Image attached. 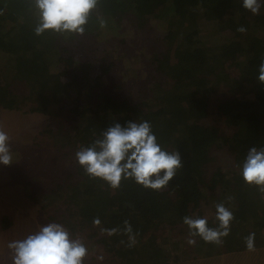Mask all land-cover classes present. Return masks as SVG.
I'll return each mask as SVG.
<instances>
[{"label": "trees", "instance_id": "obj_1", "mask_svg": "<svg viewBox=\"0 0 264 264\" xmlns=\"http://www.w3.org/2000/svg\"><path fill=\"white\" fill-rule=\"evenodd\" d=\"M260 12L252 16L242 0H98L83 33L47 30L37 36L34 0H0V109L47 115L50 135L49 129L64 131L48 139L76 147L70 156L65 144H52L49 156L59 163L51 170L52 163L30 155L31 165L50 170L40 173L53 184L28 177L26 197L43 203L50 220L72 239L94 240L109 264H211L214 256L248 251L245 237L253 232L255 249L263 248L264 192L241 177L248 150L264 147V84L257 80L264 61V0ZM151 21L159 23L162 35H150L139 55L144 76L132 86L122 84L105 48L109 40L101 36L123 26L147 37ZM207 25L228 38L215 48L203 42ZM48 104L54 111H47ZM144 120L163 150L182 157L183 167L165 188L145 189L122 179L112 189L78 166L74 153L107 127ZM217 153L223 159L214 163ZM71 159V172H61ZM220 202L234 213L230 234L219 246L199 238L189 245L182 218L205 217L216 227ZM3 220L9 226V218ZM126 220L136 235L131 247L123 232ZM112 228L118 229L112 236L103 231Z\"/></svg>", "mask_w": 264, "mask_h": 264}, {"label": "clouds", "instance_id": "obj_2", "mask_svg": "<svg viewBox=\"0 0 264 264\" xmlns=\"http://www.w3.org/2000/svg\"><path fill=\"white\" fill-rule=\"evenodd\" d=\"M39 13L35 28L37 36L47 30L53 32L83 33L90 13L98 0H34ZM262 0H242V7L253 15L260 12ZM103 27V22L101 23ZM238 32H245L239 27ZM257 80L264 84V61L259 65ZM74 158L84 172L99 179L110 188H119L122 179L133 180L145 189L165 188L183 167L179 151L163 150L152 131L150 122L128 121L124 125L114 123L103 130L99 138L87 147H80ZM14 162L8 133L0 129V165L10 166ZM163 173V175H161ZM241 177L245 184L264 192V147H251L244 159ZM235 219L233 211L223 202L215 205L216 227H209L205 217L184 216L182 222L188 228L187 243L194 245L199 238L205 243L222 245L231 231ZM99 225V219L93 220ZM109 236L118 229H105ZM124 234L128 236V246H134L136 235L131 224L124 221ZM248 251H255V233L245 237ZM12 264H84L89 249L82 239H72L68 230L59 223H47L24 239L7 244ZM102 260L103 257H98Z\"/></svg>", "mask_w": 264, "mask_h": 264}, {"label": "rangeland", "instance_id": "obj_3", "mask_svg": "<svg viewBox=\"0 0 264 264\" xmlns=\"http://www.w3.org/2000/svg\"><path fill=\"white\" fill-rule=\"evenodd\" d=\"M260 13L261 12H259V14ZM250 14L253 16L252 13ZM148 25L151 33H148L147 37L144 35L138 36L133 33L130 28L123 26H114L109 34L107 33L101 36L104 42L109 40V43H106L105 48L106 51L110 53L112 61L116 63V68L113 72L115 75L114 77L120 79L119 81H121L122 84L132 86L134 81H139L138 78L144 76L143 69H141L138 65L139 55L141 51L146 50L147 44L151 39L150 35L157 38H160L162 35V28L159 26L157 21H151ZM250 26L254 27V22L250 23ZM204 31L206 34L205 37L202 38L204 39L202 41L214 48L223 43L225 39L228 38V35H226L224 31L221 32L220 29H218V27L215 25L205 26ZM95 32L93 33L96 34ZM86 41L90 42L88 40ZM96 41L97 40H93V42ZM101 56H103V54L100 51L97 53L96 57L100 58ZM77 67L80 69V66ZM78 89V87H75L73 91H78ZM84 92L85 91L82 89L81 93ZM79 97L82 99L85 96L84 94H80ZM84 99L85 98H83V100ZM83 100L82 102L86 103V101ZM49 105L50 104L47 105V111H54L55 108L53 109V105ZM82 107H84L85 110L88 109L86 106ZM26 109L27 108H24L19 111H4L0 109V129L6 131L10 137L11 149L14 159V162L10 166L0 165V223L3 225H0L1 245L2 239L5 238V233L10 228L13 231V240H19L21 239V233H24L26 230L31 228L39 229L41 226L46 225L47 223H54L48 217V213L43 211L41 208L43 203L39 201L37 203L31 202L26 197V192L29 188L25 186V183L28 177H30V181L35 180L38 185L40 182H50V184L52 183L49 176L46 175L41 177L40 173V171L49 173L53 167V163H59L54 160L53 156H49V151L53 150L51 147L52 144H65V148H63V150L66 151V155L70 154L71 156V154L74 152L73 150H76V147L73 148L72 142L65 143L60 140L56 141L55 138L48 139V135H50V133L47 131V127L49 125V122L47 121V115L40 113H29ZM67 117L69 120H71V114L68 112L66 113V118ZM49 131H51V133L54 132L50 136H56V138H59L61 134L62 136L64 135L63 130L61 131V134H58V131L54 129H49ZM71 147L73 150H71ZM30 155H35L37 158L39 157L38 163H52L50 170L41 169L42 166L40 164L31 165V163H29ZM40 157H42V159ZM219 158L222 157L217 153L214 163H217ZM73 164L74 159H71L69 164L64 166L61 165L62 167L60 171L70 173V168L74 166ZM55 177L56 175H54V178ZM3 215L9 218V226H7L8 221H1ZM82 238H84L83 242L89 248V254L85 259L84 264H92L94 261L101 264H109V262L106 261L108 257L107 255H104L105 257L103 258L102 262H98V258H94V261H92L90 256L96 257V255L100 254V257H102L103 255L101 254V251H99L95 245H93L95 243L94 240H89L85 236H82L79 239ZM181 239L182 238L179 239L178 247H181ZM1 245L0 250L2 248ZM0 254H2L1 251Z\"/></svg>", "mask_w": 264, "mask_h": 264}, {"label": "crops", "instance_id": "obj_4", "mask_svg": "<svg viewBox=\"0 0 264 264\" xmlns=\"http://www.w3.org/2000/svg\"><path fill=\"white\" fill-rule=\"evenodd\" d=\"M37 230L38 228L26 230L24 232H27L26 234L21 233V239L26 238L29 234H32ZM10 241H13V231L11 228L5 233V238L2 239V245L0 241V245L2 246L0 250L2 252V254H0V264H12L11 254L7 248V244ZM211 264H264V247L255 249V251L251 252L245 251L235 254L214 256L212 258Z\"/></svg>", "mask_w": 264, "mask_h": 264}]
</instances>
